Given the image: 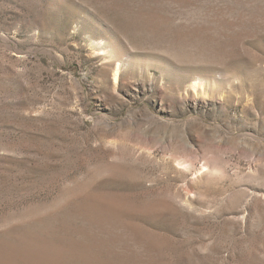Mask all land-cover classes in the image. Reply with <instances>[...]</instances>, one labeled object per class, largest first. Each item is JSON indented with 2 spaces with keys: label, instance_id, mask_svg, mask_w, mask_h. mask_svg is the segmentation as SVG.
<instances>
[{
  "label": "rangeland",
  "instance_id": "1",
  "mask_svg": "<svg viewBox=\"0 0 264 264\" xmlns=\"http://www.w3.org/2000/svg\"><path fill=\"white\" fill-rule=\"evenodd\" d=\"M0 264H264V0H0Z\"/></svg>",
  "mask_w": 264,
  "mask_h": 264
}]
</instances>
